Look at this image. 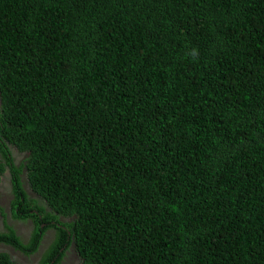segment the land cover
I'll return each mask as SVG.
<instances>
[{
  "label": "trees",
  "instance_id": "obj_1",
  "mask_svg": "<svg viewBox=\"0 0 264 264\" xmlns=\"http://www.w3.org/2000/svg\"><path fill=\"white\" fill-rule=\"evenodd\" d=\"M0 136L25 152L0 142L28 240H264V0H0ZM20 170L45 206L16 205ZM70 245L79 264H264V241H51L40 264Z\"/></svg>",
  "mask_w": 264,
  "mask_h": 264
},
{
  "label": "flooded vegetation",
  "instance_id": "obj_2",
  "mask_svg": "<svg viewBox=\"0 0 264 264\" xmlns=\"http://www.w3.org/2000/svg\"><path fill=\"white\" fill-rule=\"evenodd\" d=\"M5 141L4 145H8V148L10 149V143H8L3 137L0 136V142ZM21 151V150H19ZM0 156H1V152H0ZM12 157V155H11ZM21 161H24V157H22ZM11 163L13 164V157H12V161ZM16 165V164H15ZM8 169H10L9 166H7ZM19 180H20V184L21 187L23 188L24 196L19 195L18 200L16 201V205L24 212V211H28L29 212V197L32 198H37L39 199L42 204L44 205V201L31 189H29V185L27 183L26 180V174L23 172V170L19 172ZM7 188H9V192L7 191L6 193H2L1 194V198L2 199H7L3 196H8V202H7V212L10 217V222L9 225L11 226V222H12V226L11 229L12 231L19 237L20 240H28L29 239V230L31 227H33V222L31 220V218H29V215H26L25 217H28L29 220V226H20L17 224V222L21 221L22 219H24L25 217H21L16 215V212H18L17 207H14L11 203V200L14 199V193L12 191V183H11V173L8 177V184H7ZM21 210L19 212H21ZM33 212H36L35 209H32ZM38 217L40 216V214H37ZM2 216L4 218V220H7L5 213H2ZM63 219V218H61ZM44 219H41L40 222L38 223V227H42L44 225L43 222ZM56 225H58L59 223L56 222ZM16 225H18L16 227ZM4 226V222L2 221L0 224V227ZM55 229L54 227L50 226V227H46L42 234H41V239L40 240H52L53 237L55 236ZM27 241H22V243H26ZM51 244V241H39V243L37 244L36 248L34 249L33 252L30 253H26L20 249H17L16 247L14 248L12 245L8 244V243H0V252H4L6 253L13 261H15L16 264H20L21 261H23L21 264H25L28 263L29 264H40V258L42 257V253H44L43 251L47 248V246H49ZM7 248H9L11 251H7ZM79 264V257L77 255V253L75 252L73 246H68L67 249L63 250L62 255L60 256V259L58 261V264H72L75 263ZM47 264H53L52 260H48Z\"/></svg>",
  "mask_w": 264,
  "mask_h": 264
},
{
  "label": "rangeland",
  "instance_id": "obj_3",
  "mask_svg": "<svg viewBox=\"0 0 264 264\" xmlns=\"http://www.w3.org/2000/svg\"><path fill=\"white\" fill-rule=\"evenodd\" d=\"M9 151H10V155H12V157H13V163L16 164V165H18V163L22 159V157L25 156V152L23 150L19 151L17 148H15L12 145H10ZM9 175H10V169H8L7 166H4L3 170L0 173V224H1L2 221L4 223H6V224H9V222L11 220L10 217H9L10 214H8V212H7V202H8L9 197L5 195L3 197H5L7 199H2L1 198V194L2 193H6L7 191L9 192V188H7ZM2 213H5V216H6L7 220H4V218L2 216ZM57 218H58V216H55L54 218H51V221L53 222ZM28 220H29V218L25 217L21 221L17 222V224L20 225V226H25V227L29 226ZM18 225H16V227ZM11 226H12V222H11ZM0 228H4V226L0 227ZM7 251H11V250L9 248H7ZM22 262L23 261H21L20 264ZM25 264H29V261H28V263H25ZM72 264H76V262L72 263Z\"/></svg>",
  "mask_w": 264,
  "mask_h": 264
},
{
  "label": "clouds",
  "instance_id": "obj_4",
  "mask_svg": "<svg viewBox=\"0 0 264 264\" xmlns=\"http://www.w3.org/2000/svg\"><path fill=\"white\" fill-rule=\"evenodd\" d=\"M58 218H61V216H58ZM58 218H57V219H58ZM8 227H11V226H10L9 224L4 223V228H0V231H1V230H4V231H5V230L8 229ZM0 243H4V242H0ZM14 248H15V247H14ZM14 262H15V261H14Z\"/></svg>",
  "mask_w": 264,
  "mask_h": 264
}]
</instances>
